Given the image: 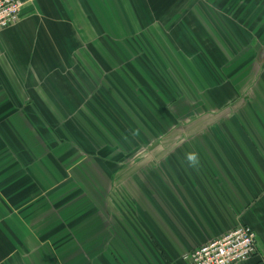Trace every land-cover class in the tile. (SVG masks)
I'll list each match as a JSON object with an SVG mask.
<instances>
[{"label":"crops","instance_id":"crops-1","mask_svg":"<svg viewBox=\"0 0 264 264\" xmlns=\"http://www.w3.org/2000/svg\"><path fill=\"white\" fill-rule=\"evenodd\" d=\"M23 1L20 21L0 31V264H186L193 249L243 224L257 234L256 254L236 264H264L262 140L245 144L201 128L182 131L180 144L140 145L138 132L150 129L139 126L138 73L149 67L135 63L146 56L168 73L173 58L184 60L187 73L174 83L186 101L189 80L199 89L191 64L199 66L174 41L204 53L205 29L212 63L219 51L230 61L239 25H252L249 10L264 9V0ZM105 41L127 65L113 83ZM148 74L147 89L163 87ZM95 92L132 125L126 144L79 133L75 121L90 115ZM189 152L198 153V166H189Z\"/></svg>","mask_w":264,"mask_h":264},{"label":"rangeland","instance_id":"rangeland-1","mask_svg":"<svg viewBox=\"0 0 264 264\" xmlns=\"http://www.w3.org/2000/svg\"><path fill=\"white\" fill-rule=\"evenodd\" d=\"M249 12L251 14L249 21L252 25H239L240 38L238 39L239 47L237 48L239 51L233 54L230 61H228V58H226L219 51V59H217V62L215 61V63H212V60L208 57V55L210 54V50L212 48L215 49V44L205 29L200 28V36L203 37V39L198 40L203 43L199 44V46L201 49H204V53L201 52L202 50L198 51L189 41H174V43H176V50L181 53H186L188 50L189 54L194 55V59L198 64L199 69H201L199 70L194 63L191 64V68L195 73L193 76L198 79L199 89H192V87H190L191 81L189 80V88H187L188 94L186 95L191 97H189V99L187 98L186 101L185 99L178 97L177 94L181 91L174 83L178 82L176 80L183 75L182 73H187L184 69L187 63H185L184 60L173 58L176 65L172 67L167 65V67L169 66L168 73H160L157 68L154 67L152 62H149L146 56H139V58L135 59V63L138 66L142 63L145 67H149L148 72L145 69H142L143 74L138 73L140 76L138 108L140 120L139 126L145 129H149L153 126L162 129L166 125L169 126V130H171L169 133H164L163 135L161 134V136H157L155 138L151 137L148 142H143L139 138L140 145H154L155 143H160V145L163 146L166 145V143H169L164 140L171 138L173 144H180L183 139V136H180L182 131L185 129L192 130L201 128L226 130V133L229 134L233 141L241 139L240 141L245 144L258 143V140L261 139V145H264V137H258L259 139H257L254 135L255 131L254 133L252 132L253 130H264V79H261V76L264 75V25L259 26L260 22L264 19V9L252 8ZM145 42L149 43L147 41ZM105 44H112L117 52L116 55L112 49H108L110 53L112 51V56H109L108 60L116 69V72L108 73L109 80L111 82L112 80L120 81L121 70L122 68L125 70L127 65L123 63L121 55L113 42L107 41ZM97 45H102V43L97 42ZM151 47L154 48L156 46L152 45ZM92 48L94 49L95 54L96 46H92ZM162 49H166V47L161 46L159 48L160 52ZM207 49L209 52L207 51L206 53ZM196 51L198 54H196ZM95 58L96 60L99 59L96 56ZM102 64L104 63L102 62ZM251 64L253 66L252 72L254 73L251 75L246 74ZM98 65L100 64L98 63ZM149 72L152 76L156 75V79L158 78L157 75L161 77V80L157 79L158 81L160 80L159 82L163 85V87L159 90H149L146 88V85H148V78L150 77L148 74ZM99 75L104 76L105 74ZM167 75L170 76L167 77ZM251 76L252 81L250 83L248 78ZM168 81L173 82V85L170 86ZM92 83L94 84L90 86V88L93 87L91 91L95 88L94 85L96 81L92 79ZM206 84H209L211 88H206L207 90L205 88L202 89V86H206ZM123 89L129 91L130 86L126 85ZM208 91H210L209 95H207ZM92 97L100 96L95 92ZM119 97H123L122 94H120ZM183 97H185V95H183L182 98ZM208 97H210V99ZM91 101H93V99ZM101 106L103 109L105 108V110H107L104 105ZM165 107L172 110L175 115V119L174 117L171 119L168 116H165L167 111ZM89 112V116H80L82 119L77 117L76 119H81V121H75L79 133L84 136L83 139L85 140L90 139L89 134L86 131H93L96 130V128L102 129V126H104L102 118L97 119V117L92 116V112H94V110L91 105L86 106L85 113ZM131 112V110L126 111V113ZM108 116L113 118L112 120L110 118L108 120L105 119V126L108 130L109 127L107 123L112 126L113 124H118L121 129L122 123H128L126 120L121 118L119 110H110ZM87 118L89 120L91 118L95 121L98 120L100 123L95 125L89 122L87 130L84 127V124L88 122ZM136 119L138 120V117ZM163 123H165V125ZM139 126L138 128H140ZM120 128L119 131H121ZM240 129H245V131H247V136L244 137L243 133L235 132ZM122 130L126 133L124 129ZM150 155L153 157L154 155L156 156V153H151ZM145 160L146 161L144 162L147 164L148 161L146 157ZM89 172V177L93 176L94 179L97 178L92 169H90Z\"/></svg>","mask_w":264,"mask_h":264},{"label":"built area","instance_id":"built-area-1","mask_svg":"<svg viewBox=\"0 0 264 264\" xmlns=\"http://www.w3.org/2000/svg\"><path fill=\"white\" fill-rule=\"evenodd\" d=\"M23 0H0V31L21 18ZM257 235L249 225H239L224 235L192 250L185 256L188 264H236L256 254Z\"/></svg>","mask_w":264,"mask_h":264},{"label":"trees","instance_id":"trees-1","mask_svg":"<svg viewBox=\"0 0 264 264\" xmlns=\"http://www.w3.org/2000/svg\"><path fill=\"white\" fill-rule=\"evenodd\" d=\"M105 42H107V41H105ZM105 42H104V44H105ZM105 47H106L107 50L108 49L111 50L109 44H105ZM92 50L94 52V49H92ZM111 53H112V51H111ZM97 58H99L98 60H100L101 62L106 63L101 56H97ZM119 58H120V56H119ZM124 58L125 57H122L121 56V59L122 60ZM106 59H107V64L111 65L110 62H109V60H108L109 57L106 58ZM110 59H112V58H110ZM157 77L158 78H161L158 75H157ZM108 103L109 102H106L101 97H94L93 98V101L90 100V102H89L88 105H91L93 107V110H94V112H92V116L93 117H97V119L102 118V121L104 123V126H102V129L101 128H99V129L96 128V130L90 131V130L87 129V127L89 126V122H91V123H93L95 125L98 124V123H100V122L98 120L95 121L92 118L90 120L87 119L88 122L84 124V127L88 130L86 132L89 134V137H90L89 140H92L93 141V140L97 139V141H98V142H96L97 144H109V145L110 144H113V143H116L117 141H120V142L123 141V142H125L124 139L126 138L127 135L130 138L129 135H131V132L133 130L132 129V125L130 123H122V129H124L125 132H126V133H124L123 130L118 126L117 123H116L117 125H114L113 124V126L111 124L107 123L108 124V127H109V130H108V128L105 126V119L108 120L110 118L108 116V113H109L110 110L114 109L112 107V105L110 103L109 104ZM101 105H104V107H106L107 110H105V108L103 109ZM165 108L167 110L165 116H168L171 119H173V117H174V119H175V115L172 112V110H170L168 107H165ZM105 114H106V118H105ZM110 119L112 120L113 118H110ZM76 121H79V120H76ZM163 124L165 125V123H163ZM148 125H149V122H148ZM119 128L121 129V131H119ZM169 128L170 127L169 126H166V125L162 129H159V128H156V127L153 126V127L149 128L150 129L149 130L150 131V136H146V134H144L142 132H138V135H139V138L141 139V141L148 142L151 137L155 138L157 136H161V134L163 135L164 133H167V131L169 130ZM129 131H130V133H129ZM105 133H107L108 136L105 135ZM125 144H126V142H125Z\"/></svg>","mask_w":264,"mask_h":264},{"label":"clouds","instance_id":"clouds-1","mask_svg":"<svg viewBox=\"0 0 264 264\" xmlns=\"http://www.w3.org/2000/svg\"><path fill=\"white\" fill-rule=\"evenodd\" d=\"M185 159L188 162L189 166L196 167L199 164V155L195 152H189L185 154Z\"/></svg>","mask_w":264,"mask_h":264}]
</instances>
